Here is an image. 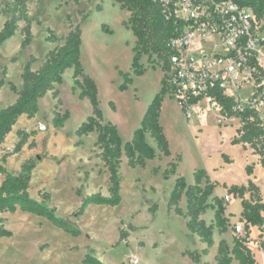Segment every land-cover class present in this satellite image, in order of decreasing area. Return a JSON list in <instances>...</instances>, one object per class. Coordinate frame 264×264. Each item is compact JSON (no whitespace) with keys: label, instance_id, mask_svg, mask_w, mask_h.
<instances>
[{"label":"rangeland","instance_id":"1","mask_svg":"<svg viewBox=\"0 0 264 264\" xmlns=\"http://www.w3.org/2000/svg\"><path fill=\"white\" fill-rule=\"evenodd\" d=\"M12 1L0 0V9ZM25 2L28 16L33 20L32 42L21 49L24 23L20 22L14 36L0 47V79L2 71L6 72L5 85L0 90V110L16 101L22 87L21 73L28 59L31 56L36 59L32 66L35 71L43 64L46 54L62 44L47 43L46 30L64 38L78 26L81 32L80 63L96 85L104 120L117 127L123 143L128 142L160 89L163 78L156 59L144 57L142 63L147 72L142 77H132V84L126 91L119 90L122 78L118 72L128 73L133 57L134 36L125 24L129 13L112 0ZM6 20L7 17L0 16V29ZM103 25L110 34L102 30ZM72 73L71 69L65 71L62 84L38 101L37 115L31 120L20 117L0 146L1 159L18 142L17 131L31 135L28 143L34 142L35 146L31 149L24 146L18 154L7 158L4 166L8 171L17 172L24 161H35L29 195L40 201L43 193H49V206L63 218L78 209L82 198L97 193L107 196L109 189L108 174L95 146L96 134L81 138L75 135V130L90 116L91 106L88 100H80L77 93H72ZM9 83L15 86V93L10 90ZM54 91L57 99L52 98ZM58 100L60 104L56 107ZM110 103L115 106V111L111 110ZM55 111L69 113V119L61 129L52 126ZM205 120L201 129L195 128L198 123L187 122L175 100L167 97L161 125L169 141L170 157L158 154L144 168L130 169L122 156L120 204L87 207L78 220H73L81 231L79 237H72L46 220L20 211L1 215L12 237L0 239V264H83L87 254L103 264H136L135 261L137 264H193L185 253L201 252L206 246L188 232L183 216L168 209L175 177L165 180L162 172L180 158L178 176L190 185L193 184V172L203 169L209 179L218 184L212 198H223L225 187L247 183L249 177L245 167L252 165L255 159L253 154L246 159L242 154L241 147L253 153L249 146L231 145L236 125L234 119L220 125H216L210 116ZM40 125L46 130L40 131ZM148 142L154 146L149 138ZM223 156L232 162L226 163ZM153 169H159L158 173ZM85 174L88 175L86 179ZM255 180L264 194V168H256ZM1 181L0 176V184ZM78 190L81 196L77 195ZM154 205L157 211L151 213L149 209ZM179 208L185 211L184 198ZM240 212L241 200L231 196L226 203L228 231L221 235L214 232V246L207 256L201 257L202 263L216 264L214 257L219 241L225 240L231 246L234 237L231 225L239 222ZM213 216L214 212L209 210L201 219L210 224ZM121 233L127 235L123 242L119 241ZM256 235L253 232L249 247L256 252L257 264H261Z\"/></svg>","mask_w":264,"mask_h":264},{"label":"trees","instance_id":"2","mask_svg":"<svg viewBox=\"0 0 264 264\" xmlns=\"http://www.w3.org/2000/svg\"><path fill=\"white\" fill-rule=\"evenodd\" d=\"M120 6L121 10L129 13L126 27L134 36L135 42L132 48V61L128 73L118 72L122 78L119 90L124 92L132 84V77H142L147 68L143 65L144 57L148 60L156 59L157 65L162 72L169 68L168 61L173 51L168 47V41L179 33L181 23L175 20H165L160 4L157 0H112ZM241 7H250L258 19H264V0H232ZM100 7H97V11ZM0 16L7 17L0 29V47L4 42L11 39L18 23H24L21 30V49L24 50L32 42L31 24L32 19L28 16L25 0H13L6 3L0 9ZM102 30L111 33L106 26ZM45 41L50 44L62 42L60 46L49 51L43 64L33 70L32 66L36 59L31 56L24 65L21 73L22 87L17 93L16 101L0 110V146L4 143L7 135L12 131L19 118L25 116L28 120L33 119L38 113V101L44 98L55 86L63 82V75L66 70H72V93L78 94L80 100H88L91 106L90 116L76 130L78 138L96 134L95 146L100 154L98 158L108 174L109 189L108 195L100 193L92 194L82 198L81 205L68 218L56 214L55 208L49 206L51 195L43 193L40 201L32 199L29 195L32 174L36 168L33 160L24 161L17 172L8 171L5 168L7 158L18 154L24 146L33 148L34 142L28 143L31 135L17 131L18 142L13 150L3 155L0 159V239H9L12 233L5 228L3 214L13 215L17 211L42 218L49 222L54 228L72 236L79 237L80 229L73 220H78L89 206L115 207L121 202V178L119 175L121 158H126L127 166L130 169L144 168L148 161L157 158L158 154L163 157H170L169 142L160 124V110L165 98L171 97V89L168 86L166 77L161 80V87L148 104L141 119L139 127L134 130L131 139L123 143L117 127L109 121L104 120L99 108L97 88L94 81L89 78L80 63L81 32L79 27L71 30L66 37L58 38L50 29L46 30ZM155 67V66H154ZM5 70L2 71L0 79V90L5 85ZM10 90L15 93L16 88L9 83ZM57 93H52V98L57 99ZM216 102L221 108V115L226 118L239 120L240 127L231 141V145L249 146L253 155L258 157V165L264 168V126L259 115L254 111H234V101L221 94H216ZM60 104L57 101L56 107ZM111 110L115 106L110 103ZM69 119V113L63 114L54 112L52 126L54 129L63 128ZM152 141V146L148 142ZM226 163L232 161L223 156ZM168 164L162 172V177L168 180L175 177L173 189L169 195L167 207L173 210L176 215L186 219L188 232L198 238L199 242L206 246L201 252H186L193 264L202 263L201 257L207 256L209 250L214 246L213 235L217 231L219 235L228 231L229 218L226 217V203L223 198L213 197L217 183L212 182L205 170H195L193 173V184L188 185L185 179L177 175L178 163ZM159 169H153L158 173ZM248 177L254 173V164L245 167ZM85 174V179L87 178ZM225 194L241 200V213L239 222L243 223L244 236L237 235L233 230V241L231 246L225 241H219L214 261L216 264H256L255 256L251 248V233L262 232L264 228V204L259 188L248 180L247 185H231L225 187ZM81 196L80 191L77 192ZM185 199L186 209L183 212L179 203ZM213 211L214 216L210 224H206L201 217L207 211ZM149 211L155 213L157 207L152 206ZM127 237L121 233L119 241L123 242ZM256 239V237H255ZM257 240V239H256ZM264 251V248L262 249ZM83 264H103L91 254L85 255Z\"/></svg>","mask_w":264,"mask_h":264},{"label":"built area","instance_id":"3","mask_svg":"<svg viewBox=\"0 0 264 264\" xmlns=\"http://www.w3.org/2000/svg\"><path fill=\"white\" fill-rule=\"evenodd\" d=\"M157 1L165 20L181 23L168 41L173 55L163 77L184 119L200 126L206 116L216 125L233 120L221 115L218 93L234 101V111L256 112L264 126V19L232 0ZM230 197L224 195L225 203ZM232 227L244 236L243 223ZM256 239L261 252L264 228Z\"/></svg>","mask_w":264,"mask_h":264},{"label":"crops","instance_id":"4","mask_svg":"<svg viewBox=\"0 0 264 264\" xmlns=\"http://www.w3.org/2000/svg\"><path fill=\"white\" fill-rule=\"evenodd\" d=\"M134 42H135V39H134ZM165 103H166V98H165V100H164V102L162 103V106H161V110H160V124H161V116H162V113H163V111H164V106H165ZM179 108V107H178ZM180 110V109H179ZM181 111V110H180ZM235 122H236V125H235V128H234V136L236 135V130L240 127V124L237 122V120H234ZM162 126V125H161ZM163 127V126H162ZM195 128H198V129H201L200 127V125H197V126H194ZM163 130H164V128H163ZM164 134H165V130H164ZM165 136H166V138H167V135L165 134ZM234 136H233V138H234ZM168 140V139H167ZM169 142V141H168ZM241 150H242V154H243V156L245 157V159L248 157V155H250V154H252V152L251 153H248V151H244L243 149H242V147H241ZM229 158V157H228ZM230 159V158H229ZM231 160V159H230ZM254 173H253V175L252 176H250L249 177V180H251V181H253V183L258 187V184L256 183V180H255V171H256V168L257 167H259V165H258V157L257 156H255V159H254ZM178 171H179V166L177 167V175H178ZM194 173V172H193ZM208 175V174H207ZM208 177H209V175H208ZM210 178V177H209ZM211 180V179H210ZM212 181V180H211ZM213 182V181H212ZM248 182V181H247ZM247 185V183L245 184V186ZM259 188V187H258ZM259 190H260V188H259ZM260 193H261V191H260ZM261 195H262V198H263V204H264V194L263 193H261ZM183 211V210H182ZM183 212H185V211H183ZM241 213V212H240ZM253 232H255V229H252V233H251V238H253ZM253 253H254V256H255V261H256V264H257V262H258V258H257V256H256V252H254L253 251ZM259 254H260V259H261V264H264V251H261V252H259Z\"/></svg>","mask_w":264,"mask_h":264}]
</instances>
